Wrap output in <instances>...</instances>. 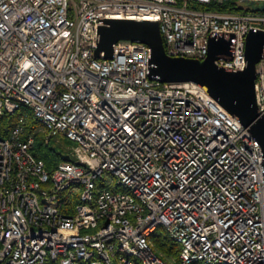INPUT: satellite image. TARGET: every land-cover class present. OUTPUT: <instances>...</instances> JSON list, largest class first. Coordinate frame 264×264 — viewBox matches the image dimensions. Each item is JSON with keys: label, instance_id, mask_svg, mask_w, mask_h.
<instances>
[{"label": "built area", "instance_id": "1", "mask_svg": "<svg viewBox=\"0 0 264 264\" xmlns=\"http://www.w3.org/2000/svg\"><path fill=\"white\" fill-rule=\"evenodd\" d=\"M228 1L0 0V123L16 117L0 126V264H264L259 141L203 86L152 79L148 45L96 53L106 21L154 19L168 56L205 61L223 38L217 66L245 71L264 12L198 9ZM256 94L264 116V53ZM39 133L72 161L48 170Z\"/></svg>", "mask_w": 264, "mask_h": 264}, {"label": "water", "instance_id": "2", "mask_svg": "<svg viewBox=\"0 0 264 264\" xmlns=\"http://www.w3.org/2000/svg\"><path fill=\"white\" fill-rule=\"evenodd\" d=\"M252 10L264 12V2L245 0ZM120 41L141 42L152 50L150 77L164 83L194 82L207 89L226 111L259 141L264 152V116L257 103L256 80L258 64L264 53V33L252 31L246 42L247 68L236 72L221 69L216 62L221 55H230L231 41L213 38L209 56L205 61L168 56L160 23L157 21L110 20L100 29L98 59H111L114 45ZM102 55V56H101ZM64 162H71L70 155L59 152Z\"/></svg>", "mask_w": 264, "mask_h": 264}, {"label": "trees", "instance_id": "3", "mask_svg": "<svg viewBox=\"0 0 264 264\" xmlns=\"http://www.w3.org/2000/svg\"><path fill=\"white\" fill-rule=\"evenodd\" d=\"M243 3L238 0H229L222 5L218 3H212L210 5H200L198 9L219 12H241L246 10L252 11L251 8L246 9L245 7L247 6H244ZM29 116V131H33L34 129L39 127V122L34 118L32 113H29ZM15 119L16 117L14 116H6L4 121L0 123L1 128L14 122ZM44 139V133H39L34 147V154L38 159L43 160L46 164L47 169L51 171L63 162L59 156V152L57 151L60 146L57 147L54 143L46 144L44 142ZM118 190V188L113 189V191ZM160 230L161 229L157 230L156 233H154V235L151 237L156 250L160 254L164 255L166 259H168L170 256H175L178 258L180 255L179 246L168 237L164 229L159 232Z\"/></svg>", "mask_w": 264, "mask_h": 264}, {"label": "rangeland", "instance_id": "4", "mask_svg": "<svg viewBox=\"0 0 264 264\" xmlns=\"http://www.w3.org/2000/svg\"><path fill=\"white\" fill-rule=\"evenodd\" d=\"M69 145H70L69 142H68V141H65L64 146H63V147H59L57 151H58V152H65V153H68V151L66 150V147H68ZM106 179L109 180L108 175L106 176ZM161 230H162V229H161ZM161 230H160L159 232H161Z\"/></svg>", "mask_w": 264, "mask_h": 264}, {"label": "bare ground", "instance_id": "5", "mask_svg": "<svg viewBox=\"0 0 264 264\" xmlns=\"http://www.w3.org/2000/svg\"><path fill=\"white\" fill-rule=\"evenodd\" d=\"M154 21V19H152Z\"/></svg>", "mask_w": 264, "mask_h": 264}]
</instances>
